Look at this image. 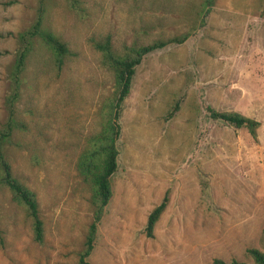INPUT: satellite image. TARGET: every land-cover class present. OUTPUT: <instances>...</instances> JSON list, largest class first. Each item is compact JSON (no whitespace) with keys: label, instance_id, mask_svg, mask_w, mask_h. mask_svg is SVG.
Returning <instances> with one entry per match:
<instances>
[{"label":"rangeland","instance_id":"obj_1","mask_svg":"<svg viewBox=\"0 0 264 264\" xmlns=\"http://www.w3.org/2000/svg\"><path fill=\"white\" fill-rule=\"evenodd\" d=\"M37 1L0 0V130L17 35L34 21ZM148 1L79 0V12L53 0L45 26L69 54L57 69L36 40L13 105L23 128L3 146L12 175L38 202L43 241H33L24 208L0 186V264H76L92 208L74 163L114 88L93 43L109 37L119 51L142 38L139 30L180 34L200 2ZM208 110L257 121L256 139ZM117 123L111 197L88 264H254L246 249L264 252V0H215L183 43L144 55ZM164 199L146 237L147 215Z\"/></svg>","mask_w":264,"mask_h":264},{"label":"trees","instance_id":"obj_2","mask_svg":"<svg viewBox=\"0 0 264 264\" xmlns=\"http://www.w3.org/2000/svg\"><path fill=\"white\" fill-rule=\"evenodd\" d=\"M65 1L71 9L81 12L79 0ZM199 1L195 18L193 15L187 30L180 34L169 37L155 36L148 38L147 30H139L138 32H140L142 38L131 41L129 45L123 43L119 51L114 48L109 37H106L102 42L93 43L94 48L102 53L105 63L113 73L114 88L111 96L105 99L100 107L98 131L87 139L74 163V171L77 177L89 191V202L92 208V220L87 227L83 248L78 254L76 264H88L86 259L93 247L97 224L111 197L109 177L116 168L117 150L115 142L119 136L117 119L122 101L129 94L130 82L135 67L144 55L161 49L168 44L183 43L196 30L197 26L204 23V18L215 0ZM156 3V0H149L148 7H152ZM164 5L165 7L170 6L169 3ZM52 6L53 0H38L34 21L29 28L17 35L19 49L8 72L10 92L6 98L7 121L0 130V186L6 188L13 201L24 208L31 223L33 241L39 244L43 241V227L38 215V202L34 193L12 175L10 165L4 156L3 146L10 140L15 128H23L16 118L13 105L19 98L22 83L21 73L24 70L25 62L31 58L36 40L43 45L44 52L49 51L51 54L50 61L57 69H60L63 59L69 54L66 44L45 26L48 9ZM208 113L210 118L214 120H219L234 128H245L250 137L256 139V129L259 126L257 121L231 111L215 112L208 110ZM164 208L165 199L147 215L144 227L146 237H151L152 228ZM259 244L264 249V229L260 233ZM245 252L254 264H264V252L257 248H248ZM214 263L246 264L233 260L229 263L221 261H215Z\"/></svg>","mask_w":264,"mask_h":264}]
</instances>
